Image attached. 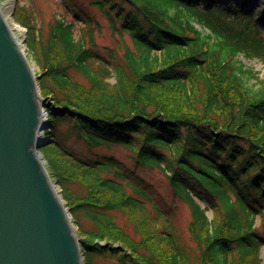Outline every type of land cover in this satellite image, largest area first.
I'll return each instance as SVG.
<instances>
[{
	"label": "trees",
	"instance_id": "16d2710c",
	"mask_svg": "<svg viewBox=\"0 0 264 264\" xmlns=\"http://www.w3.org/2000/svg\"><path fill=\"white\" fill-rule=\"evenodd\" d=\"M143 1L92 0L111 29L129 38L121 56L96 47L92 32L75 37L72 21L54 18L47 46L32 20L23 21L41 68V95L50 101L45 135L52 141L40 152L78 228L85 264L97 257L117 264H261L264 80L234 58L264 62V36L249 11L234 10L230 19L212 0H203V9L199 0ZM257 16L264 23V13ZM70 135L133 147L144 168L164 165L174 197L189 209L188 241L136 171L125 173L112 157H79L64 144ZM199 200L213 209L211 219ZM114 211L127 216L139 240L115 223Z\"/></svg>",
	"mask_w": 264,
	"mask_h": 264
},
{
	"label": "water",
	"instance_id": "95a60500",
	"mask_svg": "<svg viewBox=\"0 0 264 264\" xmlns=\"http://www.w3.org/2000/svg\"><path fill=\"white\" fill-rule=\"evenodd\" d=\"M37 81L0 10V264H84L39 152L48 127Z\"/></svg>",
	"mask_w": 264,
	"mask_h": 264
},
{
	"label": "rangeland",
	"instance_id": "374dc122",
	"mask_svg": "<svg viewBox=\"0 0 264 264\" xmlns=\"http://www.w3.org/2000/svg\"><path fill=\"white\" fill-rule=\"evenodd\" d=\"M119 1L121 2V0ZM143 2V0H138L137 3L143 4ZM216 2L219 4V10L227 12V16L230 17V19H232L234 8H242L244 11L250 10L253 16L252 23L258 28L261 36H264V26H262L261 22L255 18L257 14H261L264 11V0H216ZM124 7L128 10V6L124 5ZM0 9L10 28H14L15 25L18 26V28L14 29L12 32L16 37L21 50L24 52L35 76L38 77V80L40 78L41 68L36 58L37 52L35 53V49L33 51L28 43L26 27L23 23V21L27 22L26 19L28 20V18L32 20L33 25L39 29L41 35L40 42L42 44H45L46 42V46L48 25L54 18H63L67 22L72 21L74 23L75 37H78L80 33L81 35H84L87 32H92L94 43L99 49L111 50L114 51V53L117 52L118 55L121 56L123 53L124 41L127 44H130L127 36L121 37V32L111 29V24L93 6L92 0H0ZM67 11H69V13H66ZM75 13L79 15V18L74 17ZM195 28L204 34H209L208 30L197 24H195ZM35 48L38 52L40 51V46L38 44ZM234 60L237 63L242 64L245 69L252 70L255 73L257 80H264V62L260 61L258 58L247 59L242 54L235 56ZM72 75L79 82L87 86L86 82L80 76L77 74ZM114 81V78H112L108 80V83L114 85ZM246 83L248 86L252 87L255 84V81L254 79H251ZM256 88L257 87H254V89ZM42 98L45 100L43 109L46 112V115L44 116V121L46 127H48L42 132V134H39L41 143L43 144L41 148H44L46 146L49 147L52 140L45 135V131L50 128L47 121L48 110L46 108V104L50 101L46 97ZM64 129L65 127H62L61 130ZM88 137L89 142H86L82 138L70 135L69 140H67V142L65 141L64 144L68 148H71V150L80 157L83 156V158L92 157L98 159L102 157H112L115 159L116 163H119V165L123 167L125 173L136 171V174L143 180L141 184L145 188L147 194L156 202L160 209L174 219V225L178 228L180 235L184 240L188 241V223L190 221L189 209L181 200L174 197L168 174L162 169L161 165L156 162L153 163L156 166H154L153 169L144 168L143 166L136 164L137 154L133 147L109 141L107 138L95 137L94 135ZM40 153L46 166L47 163L44 155L42 152ZM53 182H56L57 184V181L53 180ZM56 190L57 193L62 196L61 190L58 186H56ZM198 202L202 208L207 210L206 214L208 218L211 219L214 215L213 209L204 200H199ZM63 204L68 209V205L64 200ZM110 215L113 217L115 223H117L118 226L123 227L134 239L139 240L141 238L140 235L135 234L133 225L122 212L114 211L111 212ZM81 224H83L85 228L91 227L85 221H81ZM256 226L258 229L261 226L259 217L256 220ZM73 227L77 231V227L75 225H73ZM159 227L154 226L148 231L152 233V231H156ZM104 243L105 241L100 242V244ZM156 246L159 249H163V246L161 245ZM260 255L262 260L261 264H264V246L260 250ZM82 259L85 263L83 255ZM93 264H117V262L113 258L97 257L93 260Z\"/></svg>",
	"mask_w": 264,
	"mask_h": 264
},
{
	"label": "bare ground",
	"instance_id": "6f19581e",
	"mask_svg": "<svg viewBox=\"0 0 264 264\" xmlns=\"http://www.w3.org/2000/svg\"><path fill=\"white\" fill-rule=\"evenodd\" d=\"M5 17V16H4ZM16 28H18V26L17 25H15L14 26V28H10L11 29V31H13L14 29H16ZM15 39H16V37H15ZM17 40V39H16ZM28 61V60H27ZM30 65V64H29ZM50 103V102H49ZM45 121H43V123H44ZM41 134H42V132H41ZM38 157H39V155H38Z\"/></svg>",
	"mask_w": 264,
	"mask_h": 264
}]
</instances>
